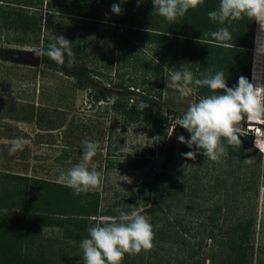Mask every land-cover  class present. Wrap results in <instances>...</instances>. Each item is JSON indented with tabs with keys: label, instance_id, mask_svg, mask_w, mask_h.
<instances>
[{
	"label": "trees",
	"instance_id": "trees-1",
	"mask_svg": "<svg viewBox=\"0 0 264 264\" xmlns=\"http://www.w3.org/2000/svg\"><path fill=\"white\" fill-rule=\"evenodd\" d=\"M114 3L120 5V15L111 11ZM219 3L220 0H205L202 6L190 9L183 18L169 23L153 12L152 0H142L139 6L137 0H0V29L32 34L37 36L34 39L36 43L39 42L38 35L42 25H50L54 15L59 18L60 27L64 24L61 20L64 13L70 15L75 12L76 16L81 17V23L72 19L78 27L77 33L82 35L80 43L78 41L71 44L75 54L72 67H67V57L64 66L57 65L46 56H40V64L71 77L76 87L87 90L90 107L104 108V112H110L114 117L120 116L125 125L144 124L154 129L160 137L154 146L140 147L137 154H117L122 157L128 155L125 163L123 158L114 161L111 156L115 154L107 147L103 169L126 166L128 169L139 171V175L136 189L131 194L132 198L125 201L116 199L105 210L102 208L105 199L98 189L75 196L72 189L58 184L57 180L26 173L0 171V264H83V253L79 245L83 239L89 238L88 229L100 221H109L97 219V216L118 217L121 211L130 212L133 207L127 208L126 204L129 202L143 207V212L151 217L150 222L153 224L158 211L170 210L172 202L176 205V201L187 196L189 190L193 196L191 201L197 200L200 195H196V192L206 185L214 188L213 196L221 192L218 191L220 188L224 189L226 196L224 202L208 207V213L204 208H197L198 227L203 226L207 238L234 253L233 264H251L252 247L248 245V241L255 218L253 214L236 215V210L232 209L242 202V198H246L248 188L240 190V195L235 193L236 191L230 192L229 187L238 181L231 179L232 182L228 186V180L234 172L231 167L217 171L212 179H207L202 184L198 183V167L186 173L170 167L176 145L173 137L169 136L159 170H146L157 150L161 151L166 132L174 122L173 110L163 109L161 101L164 66L145 60V69L153 71L149 74L147 71L143 81L137 82L135 75L121 76L120 68L115 71L113 77H109L107 73L97 71L87 63L89 58L91 59V48L98 45L97 41L93 42L92 31H98L99 23L106 20L113 25L107 29L101 28V35L112 37L114 46L119 51H128L149 43L156 56L162 54L181 63H188L187 58L191 59V62H194L196 79L201 78L202 72L211 71L214 75L216 71L222 70L229 87L234 86L240 76L250 80L253 61L252 82L258 87L261 85L264 90V78L260 84L255 66L258 56L255 54L252 59L253 42L250 32L254 20L244 17L232 21L231 24L213 23L208 13L217 10ZM44 5L47 18L42 23L41 10ZM53 11H57V14ZM117 25L121 27V31H118ZM220 27L229 29L230 40L221 42L211 36V33ZM84 32L88 33L85 37ZM48 47L43 45L41 50ZM94 74L105 76L104 82L107 85L96 83L93 78H97V75ZM195 93L198 101L201 96L212 94L207 87L197 86ZM141 102L148 105L142 111L138 110ZM31 108L34 110L33 105ZM33 110L30 113L21 111L18 119L27 121L33 116ZM39 110L41 115L38 120H42L45 109L40 107ZM175 125L173 124L172 129ZM245 125L246 123L243 130ZM247 138L241 135L242 143L238 149L225 145L228 149L227 155L221 160H225L223 163L226 167L246 159L248 153L255 159V165L260 164L262 153L254 148L251 139ZM223 163L220 162L221 165ZM254 175L255 170H251L250 177L244 174L243 184L251 183V177ZM254 193L256 194V189ZM230 194L232 196H229ZM175 221L178 229L172 227L165 230L161 227L160 238L170 232L174 236L181 233L180 242L186 244L183 236L192 227L190 228V224H182L180 218H175ZM214 228L219 230V237L214 233ZM46 229L55 231L58 235H47ZM176 241L174 238V242ZM195 246L201 249V241ZM190 257L194 259L189 264H204L203 251L191 249ZM122 264H132L127 254Z\"/></svg>",
	"mask_w": 264,
	"mask_h": 264
},
{
	"label": "rangeland",
	"instance_id": "rangeland-1",
	"mask_svg": "<svg viewBox=\"0 0 264 264\" xmlns=\"http://www.w3.org/2000/svg\"><path fill=\"white\" fill-rule=\"evenodd\" d=\"M98 1V0H94ZM42 23L47 18L45 16L46 7L42 6ZM57 14V11H53ZM68 12V11H67ZM52 13V12H50ZM51 17L50 25L43 24L39 33V42H34L37 36L28 33L16 32L13 30L0 29V171L12 173H26L32 176L57 180L61 173L78 164L82 160L84 142H98L99 148L97 155L89 167L95 165L97 171L103 174V179L98 190L101 191L102 208L105 210L110 207L116 199L132 198L131 194L136 189L139 171L128 169L126 166L120 168L103 169L105 164V153L107 147L111 153L115 154L111 158L116 161L128 159V155L122 157L117 154H137L140 147L154 146L159 134L152 128L144 124L125 125L120 116L114 117L110 112H104V108L90 107L87 90L80 89L74 85L71 77L61 72L53 71L41 64H35L28 61H19L15 57L16 51H40L41 46L56 43V36L63 35L66 39L77 43L82 35L78 34L76 23L72 19L81 23V17L73 12L70 15L63 14L64 24L58 26L59 18ZM73 17V18H72ZM106 20L99 23L100 29L92 31L93 42L98 45L94 48L92 43L88 65L102 73H107L113 77L115 71L119 69L120 75L128 77L136 76V81H143L146 76L144 61L147 60L153 64L164 66L163 71V91L162 103L163 109L170 108L174 112V122L182 117L189 105L197 102L195 85L188 86V95L181 97V86L167 87L166 78L173 71H182L187 69L193 72L196 79V72L191 59L187 58L188 63H181L169 56L154 54V49L149 43L138 45L131 50L119 51L114 46L112 37L101 35L102 29L111 26ZM79 25V24H78ZM113 25V24H112ZM70 26V27H69ZM72 27V28H71ZM121 31L119 25L116 26ZM102 28V29H101ZM101 30V31H100ZM83 33V37L87 36ZM251 39L253 42L252 59L256 54L258 62L255 64L259 83H263L264 72V54L256 53V40L260 35V43L264 45V33H260L259 25L254 21L251 27ZM80 43V41H79ZM89 52V50H88ZM142 62V63H141ZM151 65V64H150ZM252 65L250 71V81H252ZM153 70H149L152 72ZM97 75V74H94ZM121 75V76H122ZM96 83L105 84V76L97 75L93 78ZM154 80V78H152ZM103 81V82H102ZM107 85V84H105ZM263 90V87L260 85ZM129 94V93H128ZM130 95V94H129ZM59 96H61L59 98ZM33 105L34 110L31 108ZM40 107L45 109L42 120H38L41 112ZM33 110V116L27 121L19 120L21 111L30 113ZM38 116V117H37ZM166 132L164 145L152 157L151 162L146 167L147 171L159 170L164 158V150L168 142L169 134L172 132V126ZM179 127V128H177ZM251 127L253 129H251ZM249 134V135H248ZM183 135L185 139L189 138V133L180 126H176L171 137L176 145L174 157L170 161V167L186 173L194 168L199 169L197 177L198 183H204L207 179H212L220 170H227L231 167L234 170L232 178L228 180V186L232 180L238 181L231 187L230 192L240 195V190L248 188L242 202L232 209L236 210V215L245 213L254 215L255 223L250 234L249 246L252 247L251 264H264V123H255V125H245L242 136L251 139L254 148L262 153L260 164L255 165V159L248 153L246 159L227 166L220 162L207 160L203 155L197 154L195 159H186L182 154L195 149H189L185 144L180 143L178 137ZM161 136V135H160ZM16 138H23L26 144L23 151H17L14 155L9 154L11 142ZM116 163V162H114ZM248 163V166H246ZM251 165V166H250ZM221 167V169H220ZM251 170H255V175L251 177V183L243 184L244 174L249 175ZM232 179V180H231ZM197 187L199 186L196 185ZM220 188L219 194L213 196V187H201L196 195L200 197L191 201V190L184 198H179L170 206V210L164 209L156 213L154 223L152 224L155 233L154 248L148 252L142 251L138 255H127L132 264H189L192 262L190 255L191 249H198L204 252V264H233L234 253L218 246L213 240L206 237L205 228L198 227L199 213L197 208H204L206 213L208 207L225 201L224 189ZM256 189V194L254 193ZM229 196H232L230 194ZM240 197V196H239ZM219 198V199H218ZM218 199V200H217ZM128 207H133L130 212L136 211L146 217H151L143 212V207L135 206L129 202ZM175 218H180L184 225H191L189 232L184 234L187 242H180V234L174 236L172 232L160 238L159 230L163 227L178 229ZM97 219L111 220L119 219L109 215L97 216ZM221 223V219L218 222ZM165 226V227H164ZM47 235H58L50 229L45 230ZM214 233L219 237V230L214 228ZM174 238L177 239L174 242ZM201 241L202 248L195 245Z\"/></svg>",
	"mask_w": 264,
	"mask_h": 264
},
{
	"label": "clouds",
	"instance_id": "clouds-1",
	"mask_svg": "<svg viewBox=\"0 0 264 264\" xmlns=\"http://www.w3.org/2000/svg\"><path fill=\"white\" fill-rule=\"evenodd\" d=\"M142 0H137V6ZM205 0H152L153 12L163 17L169 23H175L183 18L190 9H196ZM111 11L120 15L119 4H113ZM208 17L213 23L224 25L226 22L247 17L259 25L260 33H264V0H220L217 10L210 11ZM217 41L231 39L227 27H220L211 33ZM258 34L256 53L264 54V45L260 43ZM72 42L63 35L56 36V43L49 45L46 50H40L37 56H46L57 65L71 68L74 61ZM201 78L194 79L193 72L184 69L173 71L166 78L167 87L181 86V97L188 95V86L207 87L212 94L201 96L198 102L189 105L186 112L176 121L189 133V138L178 137L189 151L182 154L186 159H195L197 154L207 160L220 162L227 155V146L238 149L241 146V134L244 123H264V90L248 78L240 76L237 83L229 87L224 72L211 71L200 73ZM148 105L141 102L138 110H144ZM244 122V123H242ZM253 129V128H251ZM26 141L16 138L11 142L9 154L23 151ZM98 142L85 141L82 160L70 167L66 173H61L57 183L72 189L75 196L94 191L102 182L103 174L96 170L93 157L97 155ZM89 238L83 239L79 247L83 253V264H122L125 255H138L154 248L155 233L150 218L136 211L129 213L121 211L119 219L100 221L88 229Z\"/></svg>",
	"mask_w": 264,
	"mask_h": 264
},
{
	"label": "water",
	"instance_id": "water-1",
	"mask_svg": "<svg viewBox=\"0 0 264 264\" xmlns=\"http://www.w3.org/2000/svg\"><path fill=\"white\" fill-rule=\"evenodd\" d=\"M37 52L38 51H16L15 57L19 61H28L35 64H40V56L36 55ZM247 125H255V123Z\"/></svg>",
	"mask_w": 264,
	"mask_h": 264
}]
</instances>
